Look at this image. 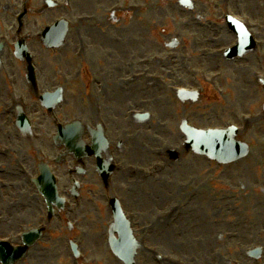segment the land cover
Returning <instances> with one entry per match:
<instances>
[{
	"label": "rangeland",
	"instance_id": "1",
	"mask_svg": "<svg viewBox=\"0 0 264 264\" xmlns=\"http://www.w3.org/2000/svg\"><path fill=\"white\" fill-rule=\"evenodd\" d=\"M8 1H0V36L4 37H9L14 33L11 31L14 25L11 13L4 15L3 12V6ZM193 1L194 8L189 10L182 7L181 0H102L104 5H106L107 14L111 16V24L109 23L107 27L109 46L106 48L111 53L113 52V55H111L112 62H114L115 66L124 69H128V66L134 68V71L124 70V77L133 75V73L136 74L139 67L136 63L143 58L149 61L155 55H162L164 58V62L159 65V70L153 71L152 74L159 77L160 81L154 82L160 83L161 90L164 91V93L161 92L159 94L161 97L165 96L164 105H161V109L164 108L162 113L164 120L160 123H164L166 126H158V133L154 131L152 134L143 135L142 142L144 145H155V148L158 146L159 150H154L159 151L161 154L160 159L162 162L158 164V167L160 165L161 167L164 165L167 167L165 173L162 174L161 180H168L172 177L177 185L187 186V192L193 195L191 201L184 202L185 206L190 204L191 211L188 207L186 213L182 214L180 219L182 226L186 227L189 232V241L185 244L186 247L181 248L173 245L172 241H175L176 238L171 236H167V240H162L163 237H160L156 241L155 237L149 233L150 244L148 242L147 248H152L156 253H162L168 258L174 259L175 262L185 261L186 264H264V255L259 262L248 257L249 251L256 248L264 249V123L259 118V112L256 114L258 118L252 125L244 124L242 119L244 115L249 114L248 106L252 102V98H246L249 93L259 88L260 94L264 95L261 89V80L259 81L256 77L257 73H264V65L261 63L258 53L253 55H255V63L261 65L260 68L250 67V62L245 63L252 60L253 55L243 60L227 62L219 52L235 46L237 40L228 30L225 20L226 15L221 7V0ZM32 4L35 10L40 7L41 0H32ZM232 4V9L238 15L247 17L255 22L257 26L256 32L264 41V0H233ZM113 7H115L116 11L111 14ZM119 9L121 12H119ZM101 16L103 21L104 13ZM82 17H85V15H80V18ZM55 18L52 17L53 20ZM36 20L41 23L39 28L49 22L46 15L43 17L33 15L27 24L32 25ZM41 29L38 30V33L41 32ZM73 38L74 36H70L68 42ZM95 38L96 35H91L89 40L93 43ZM175 41L178 42V46L175 49H170V45ZM37 44L39 45V43ZM37 48L39 47H35L33 55L36 65H39L42 70L40 74V79L42 80L50 76L54 78L53 70L57 73L62 71L63 76L71 78L76 75V70L82 64L81 62L73 61L75 70H67L65 65L69 61L65 57L61 65L59 64L60 67L57 68L56 63L58 62L54 60L60 51L45 53L44 50ZM78 49H81L79 43ZM98 50V47L91 46L90 52L94 53V51ZM123 50L127 51V55L124 57L120 54ZM134 54L139 55L136 57L137 61L134 59ZM169 56L175 57V66L168 60ZM68 58H72L71 53ZM132 58L134 60H131ZM75 59L78 60L77 57ZM43 60H46V62ZM121 60L122 62H120ZM11 62H13L15 71L5 72L6 68H4L0 73V94L3 96L2 101H0V149L8 147L11 150L10 155L0 160V184L4 183L6 185L5 189L0 190V237H9L14 240V237L26 225L22 224L20 228L15 227L14 231H9L10 227L8 229L2 228L5 217L10 218V216H13L12 221L14 222H17L18 219L20 222L24 221L23 218L26 215L30 218L38 219L41 207L34 200L27 198L25 190L27 182L25 180L18 181L16 178L17 174H14L18 167L17 162L26 164L23 159L28 158L30 142L27 141L28 137L24 138L18 131H15V126L12 124L13 120L11 118L8 119L9 109L17 107L12 105L11 97L20 96L25 88L23 82L24 69L17 65L12 54L10 58L6 56V64L8 65ZM204 72L209 73V75L223 74L220 84L223 83L225 76L231 78L237 74L239 78L237 84H232L231 80L229 82L230 85L223 83L224 94L221 97L213 89L203 87V95L199 99V105H192L190 101L181 103L179 99L178 105L173 106L167 102V96H171L173 100L176 97L171 90L173 85L204 86L201 79V74ZM12 74H17L16 80H18V84L14 88L15 90L9 93L7 81L14 78ZM169 77H178V80H173L169 83ZM179 79H182L183 82H179ZM252 82L255 85L249 87L248 85ZM73 90H75L76 94L68 97L69 105L65 103L56 113L59 117L58 121L60 123H69L74 118H81L92 123L94 117L90 114L87 117L88 113L84 109L85 107L88 110V98L85 97V100L79 99L78 89L75 88ZM81 90L83 91V88ZM236 96L240 98L241 109H236L234 106ZM261 97L264 99L263 96ZM2 102L4 107L1 104ZM214 102L218 103L215 104ZM257 102H259V99ZM111 105L122 109V113L125 114L130 110V106H133L130 102H127L123 107H120L115 97ZM213 105H216L219 109L212 111L211 107ZM153 112L156 113L155 111ZM181 113L183 114L182 118L197 121L199 128L203 129L207 127H227L229 124H236L241 129L243 128L239 139L250 145V155L245 160L234 165L222 166L193 153H185L184 148H182L184 136L179 131V123L182 119ZM116 116L110 114V118L107 119L111 122L116 120L114 118ZM158 116V114H155L156 119ZM126 118L131 119L129 115ZM121 120L124 125L128 123V120ZM36 121L39 127L38 130L43 135L47 154L54 160L59 151L47 143L48 136L46 131L47 127L52 126L51 121L42 119L40 116H36ZM124 125L112 130L111 138L114 135H118L115 136L114 142L123 138L119 136V132L123 133L124 129H129L127 137L130 136L131 127ZM53 130L55 133L56 129L54 128ZM123 139L126 140V137ZM169 146H172V148L176 147L183 154L180 162L174 164L168 160L164 151ZM17 150L18 154H15ZM34 164L32 175L36 173ZM147 164H140L137 167L148 170L151 165ZM137 167H134L135 170ZM67 169L64 167L58 169L59 175H63V184L67 181ZM119 170L118 175L121 181L118 177L115 178L112 188L105 191L104 199H96L89 203L92 215L96 213L101 216L102 219L97 217L100 225L103 223V225L107 226L111 222L108 219L111 213L108 211L106 198L112 194H122L124 198H127L126 193L129 192L125 190V185H133L129 182L130 177L128 174L126 179L121 175L122 168H119ZM26 178L30 182L31 178L27 176ZM9 181L14 183H8ZM29 182L28 184L31 186ZM98 184L102 185L99 182ZM143 185L147 184L143 183ZM154 192L155 190L148 194ZM132 193L136 196L134 192ZM128 197L130 202L135 204L133 202L134 197L131 194H128ZM142 206L150 210L154 208L151 201H146ZM179 206L180 203L178 202L177 208ZM204 206L208 207V209H205ZM145 211L147 212V210ZM154 213L155 220L158 214L156 211ZM147 216L149 214L146 215L145 220ZM217 219L222 221L217 222ZM39 222L42 221L40 220ZM55 227L57 228L55 235H58L59 229L62 228L60 220L55 221ZM140 229L141 226H139ZM11 230H13L12 227ZM51 232L47 234V241H42L38 244L31 251L30 257L20 264H79L74 262L71 256H68L67 250L62 243L54 244L52 247L49 246L48 239ZM86 233L88 235L86 242L95 245V238L87 227ZM137 235L140 237L141 233L137 231ZM180 237L181 234L178 231L177 238ZM70 238L71 236L65 230L62 240L67 241ZM81 242H85L82 237ZM18 243L16 241L15 244ZM87 250L89 249H85L86 253ZM94 250L101 256L105 252L104 247L94 246ZM56 260L59 262H56ZM83 264L121 263L110 254V257H106L98 263H92L86 259ZM137 264L171 263L159 261L156 256L143 248L139 251Z\"/></svg>",
	"mask_w": 264,
	"mask_h": 264
},
{
	"label": "water",
	"instance_id": "2",
	"mask_svg": "<svg viewBox=\"0 0 264 264\" xmlns=\"http://www.w3.org/2000/svg\"><path fill=\"white\" fill-rule=\"evenodd\" d=\"M230 135L222 132L195 131L189 146L196 152L208 155L220 163H229L246 155V150L235 144Z\"/></svg>",
	"mask_w": 264,
	"mask_h": 264
},
{
	"label": "flooded vegetation",
	"instance_id": "3",
	"mask_svg": "<svg viewBox=\"0 0 264 264\" xmlns=\"http://www.w3.org/2000/svg\"><path fill=\"white\" fill-rule=\"evenodd\" d=\"M88 1H90V0H88Z\"/></svg>",
	"mask_w": 264,
	"mask_h": 264
}]
</instances>
